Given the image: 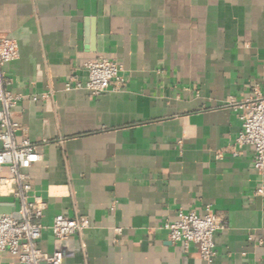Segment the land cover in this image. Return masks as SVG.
Here are the masks:
<instances>
[{
  "label": "crops",
  "instance_id": "0c3cea01",
  "mask_svg": "<svg viewBox=\"0 0 264 264\" xmlns=\"http://www.w3.org/2000/svg\"><path fill=\"white\" fill-rule=\"evenodd\" d=\"M0 34L19 52L3 68L22 97L16 138L40 156L27 173L46 205L44 254L206 264L195 246L170 243L164 225L210 207L226 223L213 264H264V178L252 149L235 145L230 106L264 89V0H0ZM99 56L124 82L93 97L83 65ZM12 190L0 189V211H17ZM57 215L89 226L61 245L50 231ZM0 264L16 263L3 253Z\"/></svg>",
  "mask_w": 264,
  "mask_h": 264
},
{
  "label": "built area",
  "instance_id": "2783aa9c",
  "mask_svg": "<svg viewBox=\"0 0 264 264\" xmlns=\"http://www.w3.org/2000/svg\"><path fill=\"white\" fill-rule=\"evenodd\" d=\"M18 57L16 42L0 34V168H6L9 173L8 177H0V189L9 185L13 187L10 196L18 202L16 212L20 217L17 221L10 215L0 216V255L8 253L16 264H40L43 261L61 264L64 256L62 247L48 256L38 244L43 230L40 219L46 205L41 198L30 194L27 171L40 161V156L29 139L18 141L16 138L20 126L14 119L13 110L22 97L9 90L11 80L3 72V68ZM83 67L87 80L82 86L91 96L98 97L111 86L116 91L122 88V67L112 59L99 56L85 62ZM71 87L70 83L65 85L67 90ZM76 87L81 88V85L77 83ZM230 106L237 113L241 125L235 145L252 149L253 168L264 178V89L256 87L249 98L231 102ZM255 194L264 198V183L256 188ZM88 226L84 218L71 219L57 215L52 220L50 231L62 245ZM164 229L170 243L180 244L184 249L193 245L204 263L213 264L216 255L214 238L219 231L226 229V223L210 207H206L202 215L195 212L178 213L174 221L164 225Z\"/></svg>",
  "mask_w": 264,
  "mask_h": 264
},
{
  "label": "water",
  "instance_id": "95a60500",
  "mask_svg": "<svg viewBox=\"0 0 264 264\" xmlns=\"http://www.w3.org/2000/svg\"><path fill=\"white\" fill-rule=\"evenodd\" d=\"M3 214V215H10L13 219L15 220H20V217L18 215V213L16 211H14L13 209L11 208H7L6 210L4 211H0V215Z\"/></svg>",
  "mask_w": 264,
  "mask_h": 264
}]
</instances>
